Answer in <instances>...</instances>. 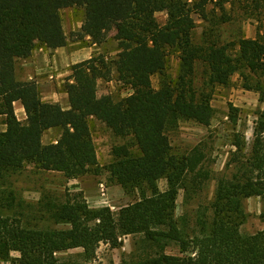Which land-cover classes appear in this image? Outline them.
Listing matches in <instances>:
<instances>
[{"label":"trees","instance_id":"16d2710c","mask_svg":"<svg viewBox=\"0 0 264 264\" xmlns=\"http://www.w3.org/2000/svg\"><path fill=\"white\" fill-rule=\"evenodd\" d=\"M211 4L210 12L220 10L213 18ZM70 7L84 11L82 36L93 43L107 42L116 31L119 52L116 59L98 53L72 66L73 82L65 85L71 108L64 110L43 101L34 81L18 80L16 66L37 47L67 45L62 10ZM263 9L264 0H0V115L7 124L0 132V181L29 165L60 172L68 180L108 171L111 182L134 197L116 216L110 207L91 208L82 191L60 200L46 190L38 208L68 227L40 228L20 216L0 215V264H64L60 254L79 247L91 260L101 243L119 247L121 235L127 234H142L156 253L121 264H264V229L242 231L245 199L259 196L264 202V110L251 153L241 156L245 141L238 136L231 158L235 171L217 178L211 219L204 211L198 219L201 231L190 237L178 225L176 201L181 189L200 191L210 175L201 170L205 155L199 146L177 152L170 138L184 120L210 125L214 91L229 86L235 74L243 88L264 96V36L247 38L240 30L226 38L221 32L223 24L238 20L236 15L264 21ZM161 11L168 13L164 25L156 17ZM194 15L210 23L200 42L194 37ZM171 53L180 58L176 76L168 70ZM114 78L131 92L120 99L99 96L98 81ZM15 101L25 106V122L16 116ZM231 110L236 122L238 109L231 105ZM92 120L125 139L113 146L108 165L99 161ZM53 127L62 130L58 142L44 144L43 133ZM162 178L168 181L166 190L158 184ZM14 201L11 196L6 205ZM171 242L182 252L193 245L195 254H170Z\"/></svg>","mask_w":264,"mask_h":264},{"label":"rangeland","instance_id":"374dc122","mask_svg":"<svg viewBox=\"0 0 264 264\" xmlns=\"http://www.w3.org/2000/svg\"><path fill=\"white\" fill-rule=\"evenodd\" d=\"M213 7V4H211L208 9L209 17L212 18L220 13V10H216L214 13L210 12ZM236 9L239 8L236 7ZM228 10H230V6ZM156 16L161 25L166 24L168 19L167 11L158 12ZM83 17L84 11L81 8L70 7L62 10L63 22L66 25L75 21L79 22L82 20L83 22ZM194 17L197 23L194 37L196 41L200 42L205 28L210 23L204 21L198 15H194ZM236 17L238 19L236 22L230 21L221 26V32L226 38L234 36L240 30L241 34H248L247 32L249 31L250 34L254 35L259 30L264 33V21L259 23L254 16L236 15ZM81 27L69 31V42L80 41L83 46L89 45V41L82 36ZM115 33L116 31L110 33L109 39L101 46L98 52L105 54L108 60L116 59L119 52L118 42L113 38ZM168 66L169 72L173 76H176L180 68V58L177 53L170 54ZM16 67L18 68V64ZM152 81L153 85L158 88L159 76H153ZM65 83H69L68 79ZM242 83L240 75L235 74L229 86H219L215 89L212 99L215 113L210 125L205 126L193 120H184L181 122L179 128L170 134L172 146L177 152H189L194 147H200L205 155V159L201 164V170L210 175L204 181L203 188L200 191L191 193L184 189L180 190L176 201L175 216L178 225L184 230L186 237H190L195 232L201 231L202 226L198 224V219L203 217L204 211L207 213L204 217L207 221H210L212 212L208 209L215 196L217 178L229 175L235 171L231 158L233 159V153L237 151V147L234 145L237 137H242L245 141V149L240 153L241 156H248L253 149L255 141L254 128L260 112L264 110V96L261 97L260 93L256 91L243 88ZM97 92L99 96L111 95L115 99H120L127 96L131 92V89L124 82L117 81L116 78L111 81L100 79L97 84ZM231 105L238 109V112H236L238 114L236 122L231 117V114L235 112L231 110ZM1 121H3V118L0 117ZM91 125L99 161L102 165H108L113 159V146L123 144L125 139L114 136L98 120H92ZM231 162L232 164L229 165ZM88 176L96 178L95 188L97 189V194H101V190H99L101 189V183H104L108 187L116 185L111 182L108 171H104L99 176ZM0 182V215L20 216L24 221L30 222L32 225L40 228L61 229L68 227L62 224H55L48 214H44L38 208L44 191L51 190L56 192L60 200L64 199L67 194L75 195L81 191L86 198L85 192L79 183L68 180L60 172L40 171L35 169L33 165H29L20 173ZM158 184L161 190L168 188L166 178L160 179ZM115 190L110 191L113 208L106 203L103 206H98V203H90L89 206L91 208L110 207L117 216L121 207L132 203L134 197L126 194L123 188V192L120 193L117 192L119 191L118 188L117 191ZM11 196L15 197L14 206L6 205V200L11 198ZM98 199L101 200L100 197ZM244 209L246 219L242 225V231L246 234H254L263 230L264 220L261 217V213L264 210V202L262 198L252 196L245 199ZM120 240L122 244L119 247H112L108 243H101L97 249L95 258L91 260H86L82 256L84 249L80 252L81 247L71 249V252L60 255L64 259V264H121L123 260H140L156 253V248L145 242L142 234L121 235ZM166 251L178 256L195 254L193 245L188 252H182L180 246L175 242H171L167 246ZM14 255H18V253H14ZM1 264H10V262L3 261Z\"/></svg>","mask_w":264,"mask_h":264},{"label":"crops","instance_id":"0c3cea01","mask_svg":"<svg viewBox=\"0 0 264 264\" xmlns=\"http://www.w3.org/2000/svg\"><path fill=\"white\" fill-rule=\"evenodd\" d=\"M83 22L82 20L79 22L75 21L67 25L63 22V26L68 38L67 45L55 49L37 47L29 58L21 59L17 62L18 68L16 67V75L18 80L28 82L34 81L39 88L40 95L43 101L58 104L64 110H68L71 108L69 94L65 89V85L67 83L65 82L67 81V79L68 82H73V78H71L72 66L76 63L91 58L93 55L100 51L101 46L104 44L103 43L98 45L93 43L90 36H85L86 40L89 41V45L86 46L81 45L80 41L69 42V31L81 27L83 25ZM247 33L248 34L244 33L242 35L247 38H257L258 36H260V34L264 35V33L260 30L254 35L250 34L249 31ZM14 109L18 119L25 122L28 116L25 106L22 104V102L15 101ZM0 117L3 118V121L0 122V132H2L7 129V124L5 122V116L0 115ZM61 133L62 130L59 127L49 128L43 133L42 141L44 144L57 143L61 136ZM70 181H74L80 184L81 188L85 192L86 198L88 199V204L98 203V206H103L106 203L108 206L113 208L110 191L113 189H116L115 191H117L118 188L119 191L117 192H123L122 187H120L119 185L110 187L107 186V193L102 197L100 196L101 194L99 193V191V194L96 193V178H92L88 175L81 176L76 179H70ZM99 197L101 198V200L98 199ZM82 250L83 248H81L80 252H82ZM71 251L72 250H69L68 252Z\"/></svg>","mask_w":264,"mask_h":264},{"label":"built area","instance_id":"2783aa9c","mask_svg":"<svg viewBox=\"0 0 264 264\" xmlns=\"http://www.w3.org/2000/svg\"><path fill=\"white\" fill-rule=\"evenodd\" d=\"M100 186H101V189H100L101 194H102V196H105L107 193V186L104 183H101Z\"/></svg>","mask_w":264,"mask_h":264}]
</instances>
